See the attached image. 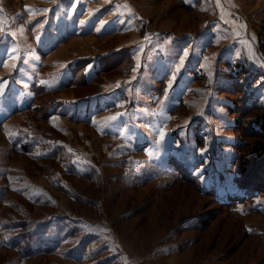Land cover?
I'll return each instance as SVG.
<instances>
[{
	"label": "rangeland",
	"instance_id": "374dc122",
	"mask_svg": "<svg viewBox=\"0 0 264 264\" xmlns=\"http://www.w3.org/2000/svg\"><path fill=\"white\" fill-rule=\"evenodd\" d=\"M256 104L264 0H0V264H264Z\"/></svg>",
	"mask_w": 264,
	"mask_h": 264
},
{
	"label": "trees",
	"instance_id": "16d2710c",
	"mask_svg": "<svg viewBox=\"0 0 264 264\" xmlns=\"http://www.w3.org/2000/svg\"><path fill=\"white\" fill-rule=\"evenodd\" d=\"M236 77L239 79L243 75H249V67L245 65L235 67ZM243 88V86H242ZM245 99L244 101H246ZM261 105H246L243 107V111L239 113L240 117H249L246 123H248V133L253 138L250 150L245 154L237 156L235 161L238 164L236 170L243 177L239 179V183L248 189V192L258 193L259 191H264V109H260ZM231 112H236L237 107L229 106ZM257 109V110H255ZM259 109V110H258ZM255 110V112H253ZM239 126L243 123L242 120H239ZM252 190V191H251ZM252 193V194H253ZM249 194V193H248ZM250 193L249 196L252 195ZM234 199L235 197H229ZM247 198V197H245ZM15 246L21 245V241L18 239L15 241ZM23 246L29 248L28 243H24ZM19 250H21L19 248Z\"/></svg>",
	"mask_w": 264,
	"mask_h": 264
},
{
	"label": "crops",
	"instance_id": "0c3cea01",
	"mask_svg": "<svg viewBox=\"0 0 264 264\" xmlns=\"http://www.w3.org/2000/svg\"><path fill=\"white\" fill-rule=\"evenodd\" d=\"M186 3H190L192 6H193V4H197V3H199V2H201V1H203V0H184ZM195 7V6H194ZM217 24V22L215 23V25ZM211 26V25H210ZM167 33V32H166ZM164 34L163 35V37H169L170 35L169 34ZM199 37H200V39H198V40H203L202 42L204 43V45L206 46L207 44H211V43H209V41L211 40V34H209V33H206L205 34V38H203V37H201V35H198ZM198 36H194V35H186V36H183V38H185V37H188L189 39H190V42H192V43H194V41H196L195 39L198 37ZM178 37H179V39H177V41H178V43H179V45L181 46V45H186V41H185V39H183V41H181V39H182V37H180L179 35H178ZM207 37H209V39L207 38ZM189 42V41H188ZM189 42V43H190ZM210 48H211V46H210ZM178 51H182V50H180V49H178ZM199 54V55H198ZM229 56H231V55H228L227 57H229ZM200 57H203V55L201 56V51H196L195 49H193V51H191V54L190 55H188V58H189V61H186V60H183L182 62H181V64H182V66H181V69H183L182 70V73H181V75L179 76V78H178V80H177V82H180L181 80H182V82L183 81H185V78H187L188 76H190V74H191V71H193L194 72V69H197V67H198V64H199V58ZM205 57V56H204ZM161 58H162V56H161ZM179 58H183V56H182V54L180 55L179 54ZM232 60V62H234L235 61V59L231 56L230 57ZM161 64H163V63H161ZM230 65H233L231 62H230ZM180 71V70H179ZM178 71V72H179ZM154 72V71H153ZM156 72H158V70L156 69ZM155 72V73H156ZM184 73H185V75H184ZM178 87V86H177Z\"/></svg>",
	"mask_w": 264,
	"mask_h": 264
},
{
	"label": "snow or ice",
	"instance_id": "6c2138e0",
	"mask_svg": "<svg viewBox=\"0 0 264 264\" xmlns=\"http://www.w3.org/2000/svg\"><path fill=\"white\" fill-rule=\"evenodd\" d=\"M28 11H31V9H28Z\"/></svg>",
	"mask_w": 264,
	"mask_h": 264
}]
</instances>
